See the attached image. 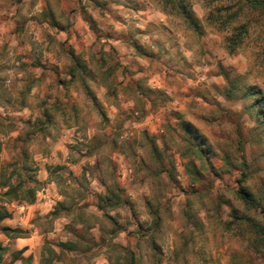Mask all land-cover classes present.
Returning a JSON list of instances; mask_svg holds the SVG:
<instances>
[{"label": "clouds", "instance_id": "clouds-1", "mask_svg": "<svg viewBox=\"0 0 264 264\" xmlns=\"http://www.w3.org/2000/svg\"><path fill=\"white\" fill-rule=\"evenodd\" d=\"M0 264H264V0H0Z\"/></svg>", "mask_w": 264, "mask_h": 264}]
</instances>
